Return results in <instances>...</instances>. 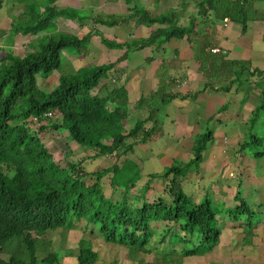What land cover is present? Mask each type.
<instances>
[{
    "label": "crops",
    "instance_id": "obj_1",
    "mask_svg": "<svg viewBox=\"0 0 264 264\" xmlns=\"http://www.w3.org/2000/svg\"><path fill=\"white\" fill-rule=\"evenodd\" d=\"M84 1L88 3L81 5L82 0H72L66 4L103 9L105 18L93 15L91 19L86 16L66 21L77 22L81 28L93 21L104 29L93 27L94 32L86 34H91L88 47L76 61L97 55L96 66L101 61L116 62L105 84L124 86L132 110L140 108L145 114L148 105L142 104V99L160 95L164 102L172 96L168 106L160 104L159 117L145 122L139 138L129 141L134 142L137 156L132 150L127 157L141 160L143 166L137 172L134 188L128 190L127 183L124 187L117 185L123 191L116 200L129 191L136 199L143 198L142 192L147 189L149 201L162 197L170 202L169 182L174 177L167 170L175 163L187 164L189 169L177 178L179 187L184 192L183 187L196 186L197 192L186 194L196 205L210 202L221 233L213 246L202 247L194 254H184L185 250H193L189 244L165 247L166 240L161 241L157 257L172 260L167 264H264V216L254 222L248 213L249 209L255 208L257 213L264 209V150L254 152L257 158H251L248 146L242 147L246 135L252 133L248 139L253 137L250 124L254 112L264 104V0H212L203 15L199 14L200 3L208 0H100L98 7L92 5V0ZM137 11H146L152 17L173 15L174 24L187 27L193 23L194 28L183 38L174 37L162 44L157 41L158 46L153 44L129 55L132 48L128 51L125 44L147 40L153 31L168 27L166 23L147 24L135 16ZM112 21L117 23L110 25ZM98 31L123 46L117 50L104 48ZM129 56L152 60L133 64L127 60ZM161 90L166 92L162 95ZM148 130L152 133L142 142ZM207 130L211 135L208 149L196 165L193 139L203 138ZM170 136L177 141H171ZM181 157L182 162H174ZM128 162L132 161L125 164ZM108 188H114L112 183ZM242 203L246 205L245 213L238 214Z\"/></svg>",
    "mask_w": 264,
    "mask_h": 264
},
{
    "label": "trees",
    "instance_id": "obj_2",
    "mask_svg": "<svg viewBox=\"0 0 264 264\" xmlns=\"http://www.w3.org/2000/svg\"><path fill=\"white\" fill-rule=\"evenodd\" d=\"M18 1L19 4L25 3V6L12 20V32L32 37L28 42L30 50L25 55L6 51L0 58V251L4 252L8 242L18 238L26 249L27 257H0V264H61L60 251L49 250L42 258L39 255L49 249L43 243V236L48 235L50 230L64 228L72 220L93 224V231H96L94 226H99L110 243H115L120 231H125L126 237L121 236L120 244L130 250L141 244L147 247L145 251L139 252L144 254H150L149 244L156 240L158 234L161 241H164L166 233L175 226H178V230H173H177L181 238L187 239L197 231L202 237L201 247L213 246L219 239L220 230L212 205L208 200L196 205L177 181L189 169V165L175 163L167 170V174L174 177L169 188L173 196L171 204L160 199L152 204L143 202L141 206H137L136 196L133 195L134 201L128 197L130 191L118 201L108 198L103 190L104 177L111 171L116 173L117 164L92 172L86 171L80 161L70 163L68 169L55 164L53 155L42 141L45 131H65L80 147L101 155L127 154L134 146V142L129 144V141L139 138L144 131L145 122L155 120L157 111L150 110L146 120H139L131 129L125 128L124 123L129 115L126 89L120 85H100L115 66L114 63L82 67L73 74H60L58 84L52 90H42L38 77L48 78L59 70L63 50L69 45H81L83 41H89L91 34H60L57 39H53L51 35L46 42V35L40 34L57 28L53 27L57 18L66 17L65 19L74 21L84 17H80L76 11L72 12L67 6L56 4L60 0H34L31 3H27L30 0ZM4 2L5 0H0V11ZM208 2L212 0L200 3L199 14L203 15L207 11ZM135 16L149 25H168L153 31L147 40H142L147 45L157 41L162 44L174 37L183 38L194 28L193 23L187 27L174 24L173 15L152 17L146 11H137ZM115 23L112 21L110 25L114 26ZM246 23L247 21L243 23L244 27ZM102 41L109 46L113 44L111 48L123 46L104 36ZM129 44L131 43L124 45L128 51L132 48ZM171 98L172 96L169 101ZM263 109L264 104L254 112L252 128ZM48 112L55 113V118L46 119L45 114ZM33 117H38L41 121V124L36 125L38 129H34V126L32 129L29 125ZM150 135L149 130L145 132L142 142L148 140ZM208 135L195 143L194 163L197 159L198 163L201 161L206 143L211 139V135ZM252 138L255 141L260 139L256 135ZM107 141H110L109 145L106 144ZM249 144L246 141L242 147ZM137 172L134 173L135 178L123 175L120 180L118 178L110 182L115 186L123 181L130 186L128 190H131L138 177ZM88 178L93 183H89ZM249 212L252 211L249 209ZM249 215L251 218V213ZM182 217H185V222L181 221ZM153 221L165 222L169 226L168 230L156 233L157 228L151 227ZM66 232L68 233L67 230ZM140 236L145 238L143 242ZM151 246L153 250L154 245ZM172 246V243L165 241V247ZM78 249L77 264L97 263L99 254L92 249L86 238L79 240ZM157 251L154 249L155 256L159 255ZM197 251L193 247V250H185L184 254H194ZM143 258L141 256L138 259ZM146 259L152 258L147 255L144 260Z\"/></svg>",
    "mask_w": 264,
    "mask_h": 264
},
{
    "label": "rangeland",
    "instance_id": "obj_3",
    "mask_svg": "<svg viewBox=\"0 0 264 264\" xmlns=\"http://www.w3.org/2000/svg\"><path fill=\"white\" fill-rule=\"evenodd\" d=\"M72 0H60L58 1L56 4H59V6H67L66 8H70V10L76 11V13L80 16V17H87V19H91L90 17L95 15L96 17H104L105 11L103 9H95L94 7L91 6H83V7H74L71 4ZM26 2V1H25ZM31 2H35L34 0H30V2L27 3H31ZM24 3V2H22ZM66 3H70L69 5H67ZM86 3H88V1H84L82 0L81 5H85ZM100 3V0H92V5L98 7V4ZM44 5V4H42ZM25 6L24 4H19L18 0H5L3 8L0 11V58L2 56L5 55L6 51H13V53H15L16 55H20L23 56L25 55V53L27 51L30 50L29 46H28V42L30 41V38L32 37V35H22V34H14L12 32L11 29V23L12 20L14 18H16V16H18L19 12L21 11V8ZM41 8H45V6H41ZM93 16V17H95ZM66 17H60L59 19H56V24L53 25V27H57V28H53V30H46L41 32V36L42 35H46L45 36V41L47 42L48 38L52 35L53 39H57L59 38L60 34H73V32L75 33V35L77 33L80 34V36H84L87 33L90 32H94L93 27H96V23H94L93 21H89L87 25H85V27L81 28L77 23V22H70V21H66L68 19H65ZM74 27L75 29H71L72 27ZM97 29H104L102 27L97 26ZM72 31V32H71ZM96 33V32H95ZM98 35L101 37V43L104 45L103 47L107 48V49H111L112 45H107V43L105 41H102V33L98 31ZM99 41V39H98ZM97 41V42H98ZM111 41V40H110ZM109 41V42H110ZM88 40H85L81 43V45H69L68 48L63 50V56H62V63L60 65V69L57 70L56 72H54L53 74H51V76H49L48 78H44L43 76H40L38 79V84L40 86V88L44 91H50L52 90L57 84H58V78L60 74H73V73H77L78 69L81 67H84L86 65V67H93L96 66L94 65V63L96 62V57L97 55H95V57H91L90 59L86 60V59H82L80 58L78 61H76V58L79 56H82V54L84 53V50L87 49L88 47ZM108 42V43H109ZM99 43V42H98ZM131 44H129L128 46L132 47L131 51L129 52V55H131L132 52H135V50L137 51H142L145 47H149V46H153V44L147 45L146 43L142 42V40H133L132 42H130ZM155 46H158V43H154ZM160 45V44H159ZM127 48V47H125ZM114 50H117V46H114ZM122 51V50H119ZM118 51H115V53ZM148 55V54H147ZM149 56V55H148ZM98 59V58H97ZM149 59V60H148ZM127 60L132 61L133 64H139V63H144L146 62V60L151 61L152 58L150 57H146V58H140L137 59L136 57L134 58V56H129L127 58ZM109 61V60H108ZM112 63H116V62H112ZM102 64H108V63H103L101 61V65ZM112 76V72L109 71L107 73V77L103 78L100 85L104 84L107 79L110 80ZM42 77V78H41ZM96 91H94L95 93ZM166 92L161 90L159 93L163 95V93ZM161 96L159 95L158 98L157 96H149L147 99H142L141 103L142 104H146L148 105V111L151 110H156L157 115L155 118L159 117V111L161 110L162 106L160 105L162 103V105L164 104H168L170 103L169 99L170 97H167L166 100L164 102H162V99H160ZM264 103L263 99L261 100V104ZM168 106V105H167ZM158 109V110H157ZM148 111L144 114L140 112V108L135 110H132V108H129V112L130 115H128V118L126 119L124 126L126 128V126H130V128H133L135 126V124L139 121V120H143V117L148 116V114H150V112L148 113ZM255 127L251 129V131L253 132V135L258 136L260 139L256 141H253V138L248 139L251 135H246L245 140L247 142H249L250 144L248 145V154L251 158H257L255 156V153L257 151L260 150H264V109L262 110L261 114H259V117H256L255 120ZM32 125V124H31ZM251 125V124H250ZM144 127V126H143ZM129 128V129H130ZM33 129V128H32ZM34 129H38V127H34ZM202 129V128H201ZM127 130V129H126ZM144 130V129H143ZM209 130H207L203 136V138L208 137ZM152 133V132H151ZM197 133H194V137L196 136ZM207 134V135H206ZM248 134V131H247ZM171 141L175 142L177 141L176 137H169ZM200 139V136L195 137L193 139V141L196 143V140ZM42 141H44V144L46 145V147L49 149L50 153L53 155L54 158V162L56 165H58V167L63 168V169H68V166L70 163H77V162H81L83 166H85V168L87 169L86 171H97L99 168H103L102 165L106 166V164L109 165H113V163L117 162L119 165V168L117 170L116 173L114 172H110L108 173V175H106L104 177L103 180V189L105 190V192L108 194V198H111V195L114 196V198L116 199V196L122 194L123 188L124 186H122L124 183L123 181H119L120 184H117L119 186H122L121 188H118L117 185L113 186L114 188H108V185L110 184V180H117L119 178V180L121 178H123V175L126 176H130V178L134 177V173L137 172V170H140V168L143 166V162L137 161L136 162L134 160V158H128L127 156H129V153L131 151H129L126 155L122 154H110V155H106V158L104 159V157H102V155L100 153H95L92 152V150H86L85 148H82L79 146L78 143H76L75 141H73L71 139V137L68 135L67 132L62 131L58 132L57 130H48L45 131L42 134ZM167 142V140H166ZM107 145L110 144V141L106 142ZM209 142L206 143V145H208ZM134 146H133V150H134ZM208 148H206L207 150ZM121 152V150H120ZM255 152V153H254ZM133 153L137 156V151H133ZM195 154V151L193 152ZM246 153V155H247ZM255 156V157H254ZM120 158V159H119ZM120 161H119V160ZM180 159V158H179ZM177 158H175L174 162H182V160L184 159V157H181V159L179 160ZM106 163H105V161ZM127 161H132L131 164L128 162L127 164H125ZM135 162V163H134ZM201 161H199L200 163ZM198 163V159L196 160V165H199ZM123 165H126L127 168L129 169V167L131 168V170L128 172L126 170L125 167H123ZM121 177V178H120ZM135 178V177H134ZM163 177H160V179H162ZM87 181L89 183H93V181H91V178H88ZM118 182V181H117ZM123 183V184H121ZM169 184H171V182H169ZM130 188V186H129ZM134 188V187H133ZM184 188V192L185 194H190L191 192H197V188L195 185L192 186V188L188 185L183 187ZM143 198H138L135 199L137 204V206H141L140 204H142V201L147 202L146 204H148V191L147 189H144V191L142 192ZM128 197L133 198V194L131 193L128 194ZM162 197H158L157 199H161ZM170 198V197H169ZM121 197L118 198V200H120ZM169 204L172 203V200L170 198V202H168ZM240 207V206H239ZM241 210V211H240ZM243 210V211H242ZM246 210V205L243 204L241 206V209H238V214H243L245 213ZM257 213V209H252L251 212V217H253L254 222L259 221V219L262 218V216H264V209L263 210H258ZM242 218H244V216H242ZM182 222H185L186 219L185 217H182L181 219ZM175 226V225H174ZM93 224H88L85 221H77V220H72L70 222H68L64 228H59L58 230H50V232H48V235L43 236V239L45 240V242L43 241V243L46 244V246L49 248L48 250H44L42 253H40L39 255H41V258L47 255V252L50 251H60L59 252V257H60V262L61 264H77V252H78V247H79V240L81 238H86L88 240L89 243H91L92 245V249L94 251H98L99 254V259L97 260L96 264H167V263H172V260L168 259H162V258H158L155 257L154 255V249L155 252L157 251V246L161 249L162 245L159 246V243L161 241V237L158 234V236H156V240L151 241V245H154V249L151 250V245L150 249L148 250L150 254H143V257L146 258L147 255H149L152 259H138L136 258V256L139 254L140 250L145 251L147 247L143 246V245H139V246H135L132 248V252L131 254L134 255V257H130L128 255V251H129V247L127 246H122L121 243V236L126 237L125 235V231H120V233L118 234V237L116 239L115 243H110L108 242V240L106 239V236L104 233L101 232V228H99V226H94L96 227V231L92 228ZM157 228V230H155L156 233H159V231L164 232V229L168 230L167 228H169V226H165V228H163L164 226L162 225V223H159L157 226H155ZM177 229L178 226L173 227L171 230H169L166 234H167V238H166V242L169 244L172 243L173 245L176 244H186L188 243L189 245L188 248H195L196 245H198L195 249L198 250L197 252H201V250L203 249L201 246L202 244L200 243L201 240V234L197 231H195L193 233V235H191L190 237H188L187 239L184 237H180V235L177 233L176 230L173 229ZM66 230H68V233L66 232ZM141 241L143 242V238L142 236H140ZM188 240L187 242H182V240ZM120 245V246H119ZM44 246V245H42ZM5 252V253H4ZM4 252L0 251V257H10L12 255H17V256H21L26 258L27 254H26V249L23 245H21V242L18 238H13L12 240H10L7 244V246L5 247ZM158 252V251H157ZM136 255V256H135ZM128 256V257H127ZM124 258V259H123ZM122 261V262H121Z\"/></svg>",
    "mask_w": 264,
    "mask_h": 264
},
{
    "label": "clouds",
    "instance_id": "obj_4",
    "mask_svg": "<svg viewBox=\"0 0 264 264\" xmlns=\"http://www.w3.org/2000/svg\"><path fill=\"white\" fill-rule=\"evenodd\" d=\"M40 77V76H39ZM39 77H38V79H39ZM42 78V77H41ZM35 117H33L32 118V121H31V123L29 124L30 125V127H32L33 128V126L34 127H37L36 126V124H34L33 123V119H34ZM32 124V125H31ZM113 154H115V156H116V153H113ZM105 155H107V153L105 154ZM108 155H110V154H108ZM103 156V155H102ZM114 165L115 164H117L118 165V163L117 162H115V163H113ZM118 168H119V165H118ZM111 183V182H110ZM103 186V185H102ZM104 190V189H103ZM104 192H105V190H104ZM105 194L108 196V194L105 192ZM171 195V194H170ZM172 196V195H171ZM111 197L114 199V200H116L115 198H114V196L113 195H111ZM118 200V199H117ZM160 199H156V200H154V201H149L148 200V204H152V203H155V202H157V201H159ZM163 200V199H162ZM119 201V200H118ZM172 201H173V196H172ZM145 202V201H144ZM143 203V202H142ZM139 205V204H138ZM141 205V204H140ZM238 215V214H237ZM236 216V215H235ZM159 223H162V225L164 226L163 228H165V226H167L166 225V223L165 222H163V221H153V222H151V227L152 228H156L155 226H157ZM178 230V229H177ZM176 230V231H177ZM220 230V229H219ZM68 231V230H67ZM167 230L166 229H164V232H162V233H165ZM159 232H161V231H159ZM221 233V232H220ZM159 245H160V243H159ZM120 246V245H119ZM157 248H158V253H160V248L157 246ZM129 253H128V255L130 256V257H134V255L133 254H131V252H132V250H130L129 249V251H128ZM97 253H98V251H97ZM142 254V252L141 253H139L137 256H136V258H140L141 256H143V254ZM128 257V256H127ZM157 257V256H156ZM124 259V258H123Z\"/></svg>",
    "mask_w": 264,
    "mask_h": 264
},
{
    "label": "built area",
    "instance_id": "obj_5",
    "mask_svg": "<svg viewBox=\"0 0 264 264\" xmlns=\"http://www.w3.org/2000/svg\"><path fill=\"white\" fill-rule=\"evenodd\" d=\"M225 22L228 24L229 19L226 18V19H225ZM214 51H219V50H218V49H214ZM45 118H46V119H49V120H52V119L55 118V113H53V112H48V113L45 114ZM33 123L36 124V125H38V124H41V121H40V119H39L38 117H35V118L33 119Z\"/></svg>",
    "mask_w": 264,
    "mask_h": 264
}]
</instances>
